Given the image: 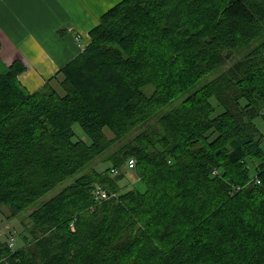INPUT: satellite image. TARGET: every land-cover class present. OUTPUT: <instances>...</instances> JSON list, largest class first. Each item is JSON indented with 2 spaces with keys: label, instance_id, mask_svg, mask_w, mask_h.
I'll use <instances>...</instances> for the list:
<instances>
[{
  "label": "trees",
  "instance_id": "16d2710c",
  "mask_svg": "<svg viewBox=\"0 0 264 264\" xmlns=\"http://www.w3.org/2000/svg\"><path fill=\"white\" fill-rule=\"evenodd\" d=\"M263 34L262 1L121 0L36 91L0 73V210L64 186L0 264H264Z\"/></svg>",
  "mask_w": 264,
  "mask_h": 264
},
{
  "label": "crops",
  "instance_id": "0c3cea01",
  "mask_svg": "<svg viewBox=\"0 0 264 264\" xmlns=\"http://www.w3.org/2000/svg\"><path fill=\"white\" fill-rule=\"evenodd\" d=\"M120 1L0 0V73L20 60L19 81L36 91L90 43L89 31Z\"/></svg>",
  "mask_w": 264,
  "mask_h": 264
},
{
  "label": "rangeland",
  "instance_id": "374dc122",
  "mask_svg": "<svg viewBox=\"0 0 264 264\" xmlns=\"http://www.w3.org/2000/svg\"><path fill=\"white\" fill-rule=\"evenodd\" d=\"M246 1L250 4H252L254 2H260V1L264 2V0H246ZM263 38H264V34L260 38V40H262ZM210 79H211L210 77H203L198 82L197 87H199L204 82H206L207 80H210ZM151 90H152V87L149 86L145 89V92L147 94H150ZM178 102L179 101L171 102V103L165 105L164 107H162L161 109H159L157 114L155 115V117L151 120V122H154L162 114L164 115L168 111H171L176 106V104ZM256 123L259 127V130L262 133H264V119L257 118ZM74 129L76 132V137L78 136V137L85 138V134L79 128V126L75 125ZM261 147H262V150L264 152V141L261 144ZM94 165L96 166V169H98V170L104 169L106 167V164L99 163L98 159L94 162ZM121 171L125 172V177L119 181V185L122 188H124L125 185H127L129 183H132L133 185L136 184L135 187H137V188L141 187V185L137 182L136 177L132 173V171H130V170L126 171V170H124V168H122ZM63 187L64 186L62 184V185L57 186L56 188L48 191L45 195L40 197V199H38L35 203L30 205L28 208H26L24 210V212L21 213L19 218H9L8 208L5 206H2L1 210H0V241H2V243L3 242L8 243L10 238L13 237L14 238V247L15 248L21 247L23 245L22 238H21V233H23V225L21 223L22 219H24L27 214L31 213L34 209L39 207L42 203H44L45 201L49 200L54 195H56Z\"/></svg>",
  "mask_w": 264,
  "mask_h": 264
},
{
  "label": "built area",
  "instance_id": "2783aa9c",
  "mask_svg": "<svg viewBox=\"0 0 264 264\" xmlns=\"http://www.w3.org/2000/svg\"><path fill=\"white\" fill-rule=\"evenodd\" d=\"M135 166V162L133 159H129L128 162H127V167L129 169H132L134 168ZM111 172L115 173V170L111 169ZM93 193H94V196L96 199H104V200H107V199H110L111 196H113L110 192H108L107 190L103 189L102 187L96 185L94 187V190H93Z\"/></svg>",
  "mask_w": 264,
  "mask_h": 264
},
{
  "label": "bare ground",
  "instance_id": "6f19581e",
  "mask_svg": "<svg viewBox=\"0 0 264 264\" xmlns=\"http://www.w3.org/2000/svg\"><path fill=\"white\" fill-rule=\"evenodd\" d=\"M130 159H133V158H130ZM134 160V159H133ZM134 162H135V160H134ZM113 170H115V173H116V169H113ZM112 174H115V173H113V172H111ZM97 185V184H96ZM96 185H94V187L96 186ZM99 186V185H98ZM108 191V190H107ZM108 192H110V191H108ZM113 196H111V198H113V197H115V195L116 194H114V193H112V192H110Z\"/></svg>",
  "mask_w": 264,
  "mask_h": 264
},
{
  "label": "water",
  "instance_id": "95a60500",
  "mask_svg": "<svg viewBox=\"0 0 264 264\" xmlns=\"http://www.w3.org/2000/svg\"><path fill=\"white\" fill-rule=\"evenodd\" d=\"M226 58L228 59V58H229V55H228V56H226Z\"/></svg>",
  "mask_w": 264,
  "mask_h": 264
}]
</instances>
